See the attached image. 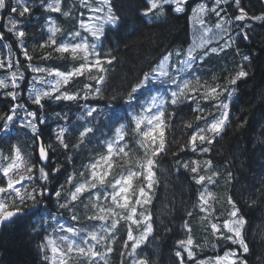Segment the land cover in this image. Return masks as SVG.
Listing matches in <instances>:
<instances>
[{"label":"snow or ice","instance_id":"snow-or-ice-1","mask_svg":"<svg viewBox=\"0 0 264 264\" xmlns=\"http://www.w3.org/2000/svg\"><path fill=\"white\" fill-rule=\"evenodd\" d=\"M260 3L255 14L244 0L191 7L189 0H141L143 18L190 7L199 36L186 50L164 53L128 88L109 90L116 57L103 42L123 23L114 0L70 7L65 0H0V49L7 52L0 56V145L7 148H0V225L35 219L41 264H111L117 244L120 264H152L141 250L157 232L160 159L171 156L176 171L189 174L195 197L184 209L182 234L164 225L165 234L177 235L172 264H251L248 220L231 195L235 177L212 154L231 124L236 85L249 76L251 54L240 43L251 38L246 21L264 26ZM33 22L40 40L30 51ZM213 57L223 66L206 68ZM57 60L68 66L48 63ZM73 104L75 121L70 111H49ZM221 181L229 189L223 198L215 191ZM258 193L264 199V188ZM256 202L253 194L248 206ZM197 217L199 236L190 222ZM205 247L223 254L201 258Z\"/></svg>","mask_w":264,"mask_h":264},{"label":"trees","instance_id":"trees-1","mask_svg":"<svg viewBox=\"0 0 264 264\" xmlns=\"http://www.w3.org/2000/svg\"><path fill=\"white\" fill-rule=\"evenodd\" d=\"M79 4V0H65L66 7L73 3ZM141 0H114L116 9L123 18V23L119 29L110 31L104 47L110 48L116 60L110 68L109 80L105 87L109 90L126 89L134 84L143 73L150 69L160 60L166 52L176 48H184L190 44V7L197 0H189L190 7L186 13L179 16L170 14L157 22L147 21L146 18L138 14V6ZM250 13L259 14L262 10L260 0H244ZM81 11H86L80 9ZM56 15V14H53ZM210 21V24L214 22ZM252 25L250 28V40L241 42L242 52L250 53L251 60L245 62V69L249 72L246 80L238 82L237 93L232 102L231 124L219 138L213 152L214 160L223 164L228 162L230 170L233 172L235 182L231 186V195L238 201V207L242 209V214L246 216L245 235L247 237L251 253L248 256L251 264H264V199H261L258 189L264 188V26L260 22L246 21ZM29 25V50H32L35 41L40 40L38 30ZM130 27V28H129ZM211 46H216L213 41ZM233 52L228 53L229 63L232 61ZM7 52L0 49V56H6ZM236 57V60H239ZM62 69L68 64L61 61H53ZM70 63V62H69ZM224 64L223 59L217 61L213 57L206 68H220ZM81 79L79 84H83ZM79 84L73 86H79ZM104 102H101L103 105ZM70 111L72 120L75 121L79 114L76 105L71 108L65 105L53 106L50 112ZM246 121L244 127L238 125ZM53 124V121H49ZM182 129L175 132L180 138ZM7 151L5 145H0ZM217 152L219 155H217ZM160 184L156 189L152 211L155 216L157 232L155 237H149L142 247L141 255L148 257L152 264H172V245L177 235L164 232V225L174 226L175 233L182 234L181 220L185 216V207L188 202L194 199V190L190 188L191 181L188 173L181 169L179 172L173 167L171 156L160 159L159 170ZM224 197L229 195L228 187L224 186ZM218 186L215 191L219 194ZM255 195L256 203L248 206L250 197ZM218 209H222L221 204H217ZM173 217L175 219H173ZM195 220L199 224L195 226ZM191 224L200 235L201 222L197 218L192 219ZM37 224L35 219L28 217L18 218L13 223L4 225L0 230V264H41L37 255L36 245L38 240L32 232L33 226ZM48 231H51L49 228ZM124 230L121 229L120 235ZM43 235V233H41ZM158 237V239L156 238ZM120 245L117 244L115 251L110 256L111 264H120ZM223 249L213 250L205 247L201 255L213 256L221 254Z\"/></svg>","mask_w":264,"mask_h":264},{"label":"rangeland","instance_id":"rangeland-1","mask_svg":"<svg viewBox=\"0 0 264 264\" xmlns=\"http://www.w3.org/2000/svg\"><path fill=\"white\" fill-rule=\"evenodd\" d=\"M194 5H195V4H194ZM194 5H192V6H194ZM190 15H191V14H190ZM162 19H163V17H161V18H159V19H155V18H151V17L146 18V20H147V21H150V22H157V21H160V20H162ZM190 32H191V41H190V44H189L188 46L184 47V48H176V49H174V50L171 51V52L174 53L177 49H183V50H186V49H187V48L193 43L194 40H197V37L199 36V33L197 32V26H195V25L193 24L192 21H190ZM221 188H222V190H221V192H220L218 195H219V197L223 198L226 192H223V185L219 187V190H220ZM226 194H227V193H226ZM221 206H222V202H221ZM198 219H199V218H198ZM194 224H195V226L198 225V224H199V221H198V220H195ZM222 254H223V251L221 252V255H222ZM203 257H204V255H201V258H203Z\"/></svg>","mask_w":264,"mask_h":264},{"label":"water","instance_id":"water-1","mask_svg":"<svg viewBox=\"0 0 264 264\" xmlns=\"http://www.w3.org/2000/svg\"><path fill=\"white\" fill-rule=\"evenodd\" d=\"M4 225H6V224H4ZM4 225H0V230H1V228H2Z\"/></svg>","mask_w":264,"mask_h":264},{"label":"bare ground","instance_id":"bare-ground-1","mask_svg":"<svg viewBox=\"0 0 264 264\" xmlns=\"http://www.w3.org/2000/svg\"><path fill=\"white\" fill-rule=\"evenodd\" d=\"M130 28V27H129Z\"/></svg>","mask_w":264,"mask_h":264}]
</instances>
